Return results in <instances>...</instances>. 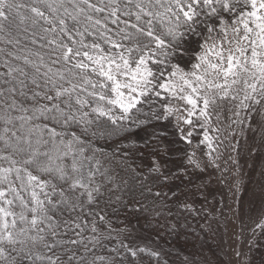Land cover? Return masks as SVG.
I'll return each mask as SVG.
<instances>
[{
  "label": "snow or ice",
  "instance_id": "1",
  "mask_svg": "<svg viewBox=\"0 0 264 264\" xmlns=\"http://www.w3.org/2000/svg\"><path fill=\"white\" fill-rule=\"evenodd\" d=\"M254 118L264 0H0V264H168L112 213L195 212L181 185Z\"/></svg>",
  "mask_w": 264,
  "mask_h": 264
},
{
  "label": "rangeland",
  "instance_id": "2",
  "mask_svg": "<svg viewBox=\"0 0 264 264\" xmlns=\"http://www.w3.org/2000/svg\"><path fill=\"white\" fill-rule=\"evenodd\" d=\"M257 119L251 129L245 128L244 135L237 130L234 138L224 139L219 147V168L209 165L203 173L194 172L199 176L198 190L205 200L211 240V249L201 252L197 264H244L245 254L252 264L261 233L257 230L254 234L253 229L264 219V131L257 126ZM227 124L228 120L222 119L221 127ZM148 134L144 131L133 138ZM204 152L202 147L197 154L202 163L208 160Z\"/></svg>",
  "mask_w": 264,
  "mask_h": 264
},
{
  "label": "trees",
  "instance_id": "3",
  "mask_svg": "<svg viewBox=\"0 0 264 264\" xmlns=\"http://www.w3.org/2000/svg\"><path fill=\"white\" fill-rule=\"evenodd\" d=\"M171 132V129H169ZM144 132V130H134L133 137L136 134ZM147 135L143 138H135L138 144H143ZM172 137H169V140ZM104 144L103 141L100 142ZM114 143L105 145L106 151L111 152ZM177 147L183 148V145ZM140 151L145 152L144 157L137 156L136 163H143L148 165L150 163L148 151L140 148ZM183 152L181 151L179 157L173 159H182ZM175 169V164L171 165ZM119 171V169H117ZM195 185H199V176L192 173ZM182 193L181 199H185L184 192L187 193V199L193 203L196 211L193 213L176 209L173 206V214L167 217H160L158 219H151L142 214L131 211L125 212L121 209L118 213H112L114 222L125 219L137 226L136 235L141 242L151 243L152 246L162 250L163 258L168 261V264H197L196 259L201 257V252L211 249V240H208L210 229L207 224V212H205V200L201 196L199 190L192 185L185 187L181 185ZM127 198V197H126ZM179 211V215L177 212ZM111 212V209H109ZM207 224V225H206ZM173 225L175 230H173ZM200 253V254H199ZM252 264H264V233H260L256 245L253 250Z\"/></svg>",
  "mask_w": 264,
  "mask_h": 264
}]
</instances>
